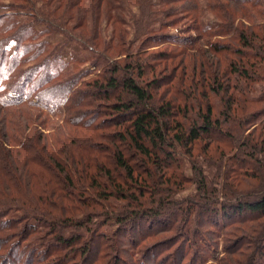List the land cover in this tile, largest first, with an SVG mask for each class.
Listing matches in <instances>:
<instances>
[{
	"label": "trees",
	"instance_id": "16d2710c",
	"mask_svg": "<svg viewBox=\"0 0 264 264\" xmlns=\"http://www.w3.org/2000/svg\"><path fill=\"white\" fill-rule=\"evenodd\" d=\"M128 1L138 5L140 13L127 16L131 30L119 35L125 39L118 42L116 49L120 52L115 50V54L124 60L111 64L94 81L82 84L87 91L76 88V76L63 80L65 68L63 62L57 61L58 54H51L32 68L18 70L27 58L32 61L38 57L30 55L23 43L34 35L33 25L42 23L43 18H34L33 24L18 23L17 34L11 36L18 43L13 49L7 39L0 40V173L4 177L0 183V251L7 255L4 263L21 264L23 258L35 259L38 252H29L27 242L31 247H46L54 241L62 248L72 249V253L74 245H84L85 238L69 234L70 229L74 232V226L80 225L61 211L72 214L74 208L66 209L61 202L72 203L75 197L80 200L85 196L93 203L91 206L97 201L111 204L110 198L125 200L126 207L110 206L118 212L100 216L106 220L102 225L114 222L118 227L122 225V231L131 229L142 239L173 227L179 217L185 227L188 223L193 226L194 235L198 229L208 227L206 216L212 226L225 231L240 223L256 222L254 229L249 230L253 235L240 245L248 243L253 247L249 264H264V108L249 113L245 106L264 102V0H225L221 6L203 4L201 0L103 3L107 9L117 5L121 9V2ZM182 3L185 5L179 7ZM206 11L215 12L219 24L204 22ZM4 14L0 21H9L12 12ZM184 16L190 17L197 27L196 36L188 38L181 30L178 35L172 34ZM210 36L224 40L206 42L204 38ZM207 46L209 58L230 55L234 59L228 67L222 66L221 59L217 61L218 70L212 62H207L211 64L207 68L202 61L200 65L205 70L200 72L203 79L198 83L173 73L176 67L186 71L195 53L205 58L207 52L202 47ZM159 67L164 76H158ZM11 80L15 82L10 83ZM28 83L36 89V102L28 95L11 97L24 95ZM177 86L188 87L166 96ZM162 89L166 90L158 96ZM258 92L260 96H256ZM69 94L71 98L67 99ZM216 97L225 100L223 106L213 102ZM62 99L65 102L61 103ZM47 100L58 105L43 104ZM23 106L38 108L49 117L64 115V123L81 126L90 135L86 133L89 137L75 145L74 135L64 134L63 141L51 138L46 135V122L51 125L49 118L34 122L31 134L21 130V135L14 121L15 133H10L5 125L11 119L3 114ZM101 117L105 120L99 121ZM74 118L77 124H71ZM11 134L25 137L28 143L19 142ZM233 150L236 154L230 156L228 152ZM187 163L194 170L193 177L187 174ZM36 167L42 168L46 180H38ZM242 175L249 182L241 179ZM250 182L248 192L245 189ZM51 184L57 188H50ZM188 184L195 185L196 191L183 196L185 202L175 207L176 219L174 214L166 219L167 209L155 208L140 199V195L145 198L147 190L156 186L161 194L160 204H166L172 197L163 193ZM36 188L42 191L41 195ZM194 214L196 223L191 219ZM165 219L169 227L164 225ZM41 223L49 227L48 231H41ZM91 223L83 226L90 233L85 240L94 244L98 241V248L103 244L101 238H109L99 231L98 220ZM30 236L34 238L27 241ZM195 255L198 258V252Z\"/></svg>",
	"mask_w": 264,
	"mask_h": 264
},
{
	"label": "rangeland",
	"instance_id": "374dc122",
	"mask_svg": "<svg viewBox=\"0 0 264 264\" xmlns=\"http://www.w3.org/2000/svg\"><path fill=\"white\" fill-rule=\"evenodd\" d=\"M153 1L158 2L157 0ZM201 1L203 4L215 3L220 6L222 1L225 2V0ZM103 2H105V0H100L99 2H97V0H0V15L2 14V17H4V13L12 12V17L9 21H0V40L3 38L7 39L9 43H11L10 45L13 49L18 43L13 39L14 37L12 38L11 36L17 34L16 32L19 28L17 26L18 23L21 21H24V23H31L34 18H43L42 23H36L35 26L33 25L36 33L34 32V35L23 43V46L28 47L30 55L38 57L32 61L27 58V63L24 67H21L18 70L20 71L22 68H32V66H36L51 54H58L56 57L58 58L57 61L59 63L63 62L62 65L63 68H65L62 76L63 80H67V78H70L71 76H76L78 80H76L78 83L76 88L84 87L87 91L88 89H86L85 85L82 86V84L94 81L97 76L100 73H103L111 64L123 62L124 57L116 56L115 54V50L117 53L120 52L119 48L116 49L118 42L125 39L120 38L119 35L123 30L124 32L128 29L131 30L127 16L130 13H134V15L140 13L138 5L130 1H128V3L121 2V4H123L121 9H119V5L115 6L113 9H107ZM183 5H185V3L179 4V7ZM215 15L216 13L213 11L204 12V22H211L212 25L215 23L219 24ZM120 20L124 23L120 22ZM178 23L179 24L175 26L177 29H173L172 34L178 35L180 30L181 32H185L182 34L183 36H188V38L190 35L196 36L198 34V31L196 30L197 27L194 25L193 21H191L190 17L184 16ZM215 32L216 31L213 30L212 34ZM126 38L128 39L129 37L127 36ZM86 40L90 41L87 42ZM204 40L215 44L217 40L222 41L224 38L210 36L205 37ZM172 46V48L175 49V45L173 44ZM107 47L112 48L110 50ZM202 49L203 52H207L205 58L202 57L203 55L201 53H195L193 58L189 60L190 62L188 61L189 66L186 71L182 72L181 69H178L179 67H176L178 71L176 72L175 69L173 73H178L177 76L181 74L184 80H192L195 83H198L203 79L200 72L205 70V68H202L200 65L202 64V61L203 63L206 62L207 68L211 65L207 62H212L214 67L218 70L219 63L217 61L221 59L222 66L228 67L230 61L234 59L230 55L217 58L213 57L214 55H211V58H209V46L202 47ZM99 55H102V59L99 58ZM43 63L47 62L44 60ZM56 69H59V67ZM162 70L163 68L161 67L157 68L159 77L164 76L161 72ZM14 82V80H11L10 83ZM262 86L264 87V83ZM187 87L188 86H177L176 88H171V91H169L166 96H174L179 90L185 91ZM35 90L36 89H33V86L28 83L24 95L17 93L15 95L12 94L11 97L14 96L17 99L18 97L28 95L31 97V100L36 102L37 94ZM165 90L166 89H162L158 96L163 95ZM201 90L200 85L199 91ZM256 96H260V92H258ZM70 98L71 94L67 96V99ZM222 99L223 98L216 97L213 99V102L217 105L223 106L225 100ZM62 102H65L64 99H62L61 103ZM43 104H46L49 107L58 105L48 100ZM245 106L247 112L251 113L256 109L264 108V102L258 103V105L255 104V102H250ZM44 109L45 108L43 107V110ZM9 112L12 115H10ZM9 112H5L3 115H7L11 119V121L9 120V123L5 125L10 133L14 132V121L15 124L20 127V132L18 134L21 135V130H24V132L26 131L27 134H31L32 124L34 122L44 121L46 118H49L51 125L46 122L47 129H49L46 135H49L51 138L63 141L64 134L70 136L74 135L75 145L77 141L84 137H89L90 135V133L80 128L81 126L77 127L64 123V119H62L64 115L55 118L49 117L38 108L30 106L13 108ZM103 118L104 117L98 118V120H105ZM71 122V124H77L75 118ZM86 133L89 135H86ZM11 135L18 139L19 142H27L25 137ZM11 144L13 145L14 143L11 142ZM203 144L205 145L206 142H203ZM228 153L231 154L230 156H235L236 154L235 150ZM186 160H188V157H186ZM17 163L20 164L21 161L17 159ZM187 166L190 167V164L187 163ZM191 168L192 167L188 169L187 174H189L190 177H193L194 170ZM41 169L42 168L36 170L38 173L37 178L38 180H46V175L42 173ZM165 178L169 180V177L166 176ZM3 179L4 177L0 173V183H3ZM241 179H246V182H249V179L246 178L245 175H242ZM172 180L175 181L174 179ZM221 183L223 184L222 178ZM221 183L219 185L220 191L223 188ZM250 184L251 182L246 184L247 187L245 190H248V192ZM52 186L57 188L54 184L49 185L50 188H52ZM164 188L166 187H163L162 189ZM184 188H186V191ZM10 190L16 191L13 187H10ZM35 191L41 195L42 191H39L38 188H36ZM147 191L145 198L140 195V199L143 203L155 208L161 207L167 209L168 212L166 219H171V214H174L176 219L177 216L174 212H176L175 209L177 208L175 207L178 206L179 203L185 202L183 196L186 197L194 193L196 191V186L188 184L182 187L179 186L178 188L173 187V192H167V194L166 192L163 193V196L168 195V197H172L173 199L171 198L169 202L162 205L159 200L161 194L159 193L160 191L158 187L152 186V188ZM139 192L141 191H138V193ZM86 198L87 197L83 196L78 200L75 197L72 203H69L67 200L61 202L66 205V209L74 208L72 214L65 210L57 209L61 210L65 216H73L72 220L74 224L80 225V227L74 226V232H71L72 229H70L69 234L71 233L72 236H80L86 239L90 233H86L85 230L88 229L83 226H87L88 223L90 225L91 222L93 223L98 220L100 222L99 231L102 235L106 233V239H109L104 240L101 238L103 244L98 248H96L98 241H95L96 244H94L90 241L87 242V240L84 239V245L76 244L73 246V253L71 252L72 249H66L65 247L62 248L56 245V242L54 241H50L49 244L52 245L46 247H31L30 243L27 242V246L30 247L29 252H31L32 249L36 250L35 252H38L35 259L32 257L31 259H26L27 261H32L30 264H249L248 255L252 252L253 247L248 243L241 246L242 244L240 245V242H244L245 238L253 235H251L249 230L254 229L256 222L240 223L225 231V228L220 230L212 226L206 216L204 222L208 224V227L201 231L198 229V233L194 235L192 234L193 226L188 223L187 227H185L186 224H184L183 221L181 222L182 218H177L176 222H173L174 226L170 228H168L170 223L165 219L166 221H164L167 223H164V225L166 224L168 229H165L148 239H142L132 232L131 229L122 231V225L118 227L114 222L108 225H102L106 220L100 216L109 212H118V209L111 208L110 206L126 207L127 202L125 200L110 198L108 200L112 201L111 204L106 205L107 203L105 202L97 201V205L91 206L90 204L93 203H89V200ZM108 208H111V210ZM195 216L196 215L194 214L191 218L193 223H196ZM200 218L202 220L204 217ZM40 226L41 231L44 229L45 231H48L49 229V227L43 226V223H41ZM191 228L192 230H190ZM33 238L34 237L30 236L27 241ZM23 246H25V244H23ZM86 246H91V249L88 250ZM197 252L199 255L198 258H195L194 256H196L195 254H197ZM39 253L41 254V257H39ZM5 257H7L6 253L0 251V264H5L3 260ZM26 260L23 258L21 264L27 263ZM116 261H118V263ZM11 264H14V262H11Z\"/></svg>",
	"mask_w": 264,
	"mask_h": 264
}]
</instances>
